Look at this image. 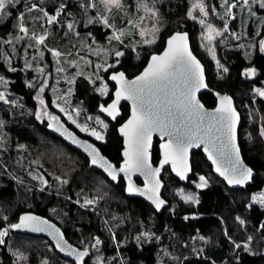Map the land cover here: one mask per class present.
I'll use <instances>...</instances> for the list:
<instances>
[{
	"label": "trees",
	"instance_id": "obj_1",
	"mask_svg": "<svg viewBox=\"0 0 264 264\" xmlns=\"http://www.w3.org/2000/svg\"><path fill=\"white\" fill-rule=\"evenodd\" d=\"M34 1L49 13L54 14L61 5L65 6L64 12L79 13L80 8L77 3L84 0ZM206 1L210 13L211 7L220 11V0ZM193 2V0H172V8L167 4L159 5L164 21L159 39L154 44L146 46L140 58L135 57V51L132 48H122L124 55L119 65L109 70L105 76L109 86L114 90L115 86L108 80L111 71L123 70L129 78L138 75L146 66L149 57L164 49L166 39L172 33L187 31L190 34L193 52L205 66L208 86L211 89L200 95L201 101L206 107L214 108L217 102L215 91L230 94L236 100L242 115L239 131L241 150L245 161L256 172L252 183L246 189L228 188L214 174L202 150H197L193 152V174L190 182L197 179L200 174L211 180L208 187L197 190L199 203L187 205L178 199L171 198L173 188L183 187L193 191L194 188L190 182L187 185L180 183L170 169H167L164 175L166 182L164 195L170 205L162 213H158L143 199L127 197L123 180L116 184L101 171L90 169L88 158L84 154L45 128L46 116L42 121L37 119L35 113L40 108L37 99L39 90L28 86V77L20 59L13 62L10 67L2 59L4 48L1 40L6 39L16 30V18L19 15L15 7H9L11 15L7 18L5 16L3 20L0 19V75L8 81L6 89L17 100V104L8 108L0 102V116L3 118L8 134V149L13 153L15 146L23 144L30 147L29 149L36 156L45 150L47 141H55L68 151L78 154L82 160L80 168H74L71 171L68 184L62 185L58 192L38 191L35 188L28 191L24 187L19 188L5 167L0 166V230L8 223L17 220L22 212L36 211L41 214L52 212L51 215L57 221L74 229V236L82 233L88 245L91 246L94 238H101L104 241L102 250L105 251V256L114 255L115 264H160L165 260L168 264H264V228H261V225H264V207L250 203L251 195L264 189V142L259 137L260 122L249 118L250 112H248L255 106L264 112V100L252 94L253 88L264 86V51L260 50L261 41H264V8L256 7L258 16L262 17L260 23H248L246 40L254 44L251 57H246L244 49L238 46V42L226 44L217 41L221 44L218 47L217 59L220 67L216 68L218 64L208 58L205 51L204 54L201 53L199 37L204 28L199 20L203 17L202 14L198 11L194 12L195 20L187 15ZM209 21L218 25L220 29L225 28L226 22L214 14L210 15ZM237 26V20L229 22L227 34L233 37L237 35ZM80 30L92 33L101 43H106L111 33L109 28H104L101 24H93L85 29L80 27ZM247 67L256 70L255 75L248 80L245 78L246 74H243ZM224 68L228 71L225 72ZM74 87V100L82 102L88 112L100 114L107 121L109 129L105 141L98 142L82 134L73 125H69L83 137L95 142L105 156L119 165L123 161L124 145L118 133V124L121 125L129 117V104H123L122 117L114 123L99 113L101 105L105 106L112 101V93L108 98L101 97L95 86L85 77H79ZM42 99L55 111L51 105L52 97L49 92H44ZM55 112L65 120L60 113ZM159 159V141L156 140L153 149L154 163L157 164ZM14 161L9 162L12 170H14ZM66 167L72 168L69 163ZM99 180L105 183L112 193L108 199L97 204L109 215L111 222L109 226L103 222L96 210L83 207L81 202L77 201L79 197L77 193L82 192L81 188L85 186V183L92 189L95 182L99 183ZM138 182L141 181L138 180ZM4 216L8 219L4 220ZM237 217L240 219L238 220ZM240 220H243L245 224L242 230L239 226ZM145 229L150 238L140 237L137 241L135 239L137 234L140 236ZM9 234L5 243L0 244V264H17L12 248L16 251L29 252L31 264L40 263L41 256L44 254L49 256V264L69 262L55 251L46 238L13 231ZM248 236L254 237L251 252L245 251L243 246L240 248L234 246L233 242L243 245ZM200 237L204 239L201 240ZM13 239L16 240L11 244ZM165 250L169 255H176L178 260L163 256Z\"/></svg>",
	"mask_w": 264,
	"mask_h": 264
},
{
	"label": "snow or ice",
	"instance_id": "obj_2",
	"mask_svg": "<svg viewBox=\"0 0 264 264\" xmlns=\"http://www.w3.org/2000/svg\"><path fill=\"white\" fill-rule=\"evenodd\" d=\"M27 11L31 12L37 9V5L30 3L27 0ZM103 4L106 12H112L113 9H124L125 3L123 0H100ZM245 4L248 0H243ZM259 6L264 8V0H258ZM21 0H0V18L5 15L10 16L11 12H6L8 5L15 7L20 4ZM224 4H228V0H223ZM96 7L95 3L90 5ZM64 5L60 6V10L54 15H49L48 12L43 11V16L47 18L48 24L57 22V18L60 16L64 9ZM129 8H133V5H128ZM236 5H228L226 14L235 18L232 15L231 9ZM143 8L144 12L150 17L155 19V23L151 27L141 25L143 24L144 17H140L137 20L129 19L127 23L131 25V29H117L114 19L113 22H109L108 16H98L96 21L89 20L88 23L99 22L106 28L112 29V35L108 37L109 41H117L121 45L124 44L122 37L138 34L143 44L151 45L156 42L157 34L160 28L157 27L159 23V16L157 11L149 7L143 0H135L134 11H138ZM193 10L198 9L204 16H209V10L204 3V0H197L192 5ZM213 11L215 8L213 7ZM127 15V12L125 13ZM187 15L195 20L196 16L192 11H189ZM255 15V13H253ZM24 13H20L18 16L19 32L23 33V36H17V42L28 36L30 39L35 40L37 45H44L47 38V30L43 35L37 36L33 31L29 35V28L24 23ZM199 23L205 25V19H200ZM68 29H72L73 25L69 23ZM207 34L204 39L211 44L212 40L216 36L223 35V32L219 31L212 26L211 23L206 24ZM133 30H138L135 33ZM224 31H228L225 26ZM11 43V41H7ZM31 47V45H28ZM45 47H47L45 45ZM134 49L136 47L135 42L131 44ZM212 51V49H209ZM261 51H264V41H261ZM53 57L59 58L61 53L55 49H48ZM124 55L123 51H114V56L119 58ZM40 56L43 57V52H40ZM214 56V52H213ZM60 61L57 60V63ZM75 66V61L71 62ZM90 63V61H86ZM119 63V60H116ZM219 66V62L217 61ZM27 67H31V64H27ZM97 72L103 69L104 72H108L109 68H114L115 64H96ZM15 71L16 69H11ZM58 72L63 71L62 68L56 69ZM227 72V68L223 69ZM37 71L43 73L42 68H38ZM256 70L254 68L248 69L246 75H255ZM97 79H102L97 76ZM110 79L116 81L119 88L115 92V100L112 104L104 107L101 105V110L108 113L113 119L118 115V105L121 99H128L132 101V118L120 129L122 135L126 137L127 148L124 151L125 161L123 166L119 169L115 165L107 161L101 154L100 150L94 145H87L85 151L89 152L91 157L90 163L103 169L108 176L113 180H117L120 173H124L128 177L127 191L129 193H140L141 195H147L150 200L153 201L156 208H161L165 201L160 198V188L163 186L158 178L161 168L165 164L171 163L173 170L177 171L182 179L187 178V173L190 172L191 165L188 161L189 149L192 147H199L200 144H205V151L208 153L209 159L216 164V171L223 176L229 184L243 185L249 182L253 177V169L244 165L240 156V145L237 142V126L240 123V114L232 105V98L229 96L220 97V106L215 109L214 112L209 113L204 109V106L200 103L196 97V93L201 88H207L208 85L204 80V69L200 61L196 56L192 54L191 49L188 46L187 33L177 32L171 36L167 41V49L163 55H153L151 57V63H149L147 69L135 80L129 81L124 72H115L110 76ZM8 81L3 76H0V84L7 85ZM32 85H29L31 87ZM47 87V81L44 80L42 86L39 88V92L43 93ZM102 95L107 94V85H103L98 89ZM71 91V90H69ZM257 93L264 97V90L257 89ZM40 104V111L35 113L37 119H41V116H46L50 121L57 122L58 126L56 131L62 130L63 125H59V117L52 115L47 110V104L44 99L37 97ZM0 101L5 104L14 103L10 101L8 96L3 92H0ZM60 108L61 112L69 116L72 123L75 124L76 120L65 111L60 105H56ZM78 114V113H77ZM102 123L101 121H97ZM4 126V121L0 119V127ZM51 126V125H50ZM79 127V125H77ZM107 128V125H104ZM86 130V129H82ZM153 131H159L161 136H169L167 144L163 145L164 154L163 159L160 162V167L152 168L149 163L148 148L151 146V135ZM261 136H264V128H261ZM90 135L94 136L96 140L103 141L104 136L95 130L90 132ZM3 143V137H0V144ZM83 147V145H81ZM24 147L23 145L20 146ZM219 159H218V158ZM223 161V165L220 163ZM141 172L150 181L146 184L144 189L136 188L132 181L131 175L134 172ZM34 179H40L44 184H47V180H44L42 176H34ZM61 184H67V180H61L60 177H56ZM201 183L198 185L200 188H205L208 185V181L204 176L199 177ZM186 202L199 203V200L192 196L187 195L183 197ZM98 198L84 199V205H93L97 202ZM253 200L264 204V194L260 196H254ZM7 220V216L3 217ZM187 219V217H186ZM239 220L240 218L237 217ZM240 224L243 225L244 221L240 220ZM264 228V225H261ZM10 229H29L33 232L49 231L56 240V247L61 251L67 253L69 256H74L80 264H85V257L89 256L88 248L85 247L83 251L73 248L64 239V233L56 228L54 224H50L49 221L41 219L38 216L25 214L19 218V222L10 224L8 227L0 230V244H4V237L8 236ZM227 234V233H225ZM144 237H148V233H143ZM140 240V236L135 238ZM199 239L203 240L204 237ZM229 239H231L229 237ZM254 239L253 236H248L247 241L241 245L240 243H234L236 248L243 246L245 251L251 252L250 243ZM102 241L96 237L91 247L99 250V246ZM20 258H24L22 253H17ZM255 254V253H253ZM98 264H103V258L97 257ZM47 264V261L44 262Z\"/></svg>",
	"mask_w": 264,
	"mask_h": 264
},
{
	"label": "rangeland",
	"instance_id": "obj_3",
	"mask_svg": "<svg viewBox=\"0 0 264 264\" xmlns=\"http://www.w3.org/2000/svg\"><path fill=\"white\" fill-rule=\"evenodd\" d=\"M42 1L44 0H41V2ZM193 1V4L197 2V0ZM123 2L125 3L124 9H113L112 12H106L100 0H84L77 3L78 8H80L79 13L72 11L64 12L63 9L60 16L57 18V22L48 24L47 18L44 17L43 12L39 10L43 9V11L48 12L44 7L35 3L34 0H30V3H34L37 5V9L28 12L27 0H21V3L17 4L15 8L19 14L22 12L24 13V23L25 26L29 28V35L33 31L37 36L43 35L45 33V30H47L48 35L45 40V44L37 45L35 40L30 39L28 36H25L24 39L17 42L16 37L23 36V33L19 32L18 18H16V30L6 39L1 40L4 48L2 59L8 64V67H10L13 62L20 59L23 64V70L28 77L27 84L28 86L32 85L31 88H36L37 90H39L44 80H46L47 87L45 88L44 92L50 93L52 97V108L60 113L69 124L77 128L82 134L90 136L91 138L96 140L94 136L90 135V132L92 130L100 132L104 136V140H96L98 142L105 141V136L108 132L109 125L100 114L88 112L82 102L74 100L75 82L79 77H85L86 79L90 80V82L95 86L97 93L101 97L105 98L110 92V86L105 76L107 72H104L103 69L97 72V69L95 67L96 64H115L114 68H116L123 56L119 58L115 57L114 51H123L122 48H132L131 44L135 42L136 47L132 49L135 51V57L140 58L145 51V47L150 45L143 44L138 34L122 37V39L124 40L123 45H121L117 41L110 42L109 39L106 43H101L97 41L96 37L92 33L81 31L80 27L85 29L93 24H101L99 22L88 23L90 19L96 21V18L98 16H108L110 23H112L113 18H115L114 22L117 29H131V25H129L127 21L129 19L137 20L140 17H144L143 24L141 25L142 27H151L153 23H155V19L146 14L143 8H140L138 11L133 10V8H135V0H123ZM143 2L147 3L149 7L157 11L159 16V23L157 24V27H159L161 31L162 27L164 26V21L162 18L163 12L161 9H159V5L167 4V6L172 8V0H143ZM93 3H95L96 7L90 6ZM204 3L208 8V2L204 0ZM233 3L236 5V7L232 8L231 12L235 18H231L226 14L228 5ZM128 5H133V8H129ZM257 6H259L258 0H248L247 4H245L243 0H228L227 5L223 3V0H220V11L217 9L213 11V8L211 7L212 12L210 13V9L208 8L209 16L204 17L202 15L203 17L200 19H205L207 24L210 22V15L214 14L216 17L218 16L220 19L226 22L225 26L227 27V29L229 22H234V20H237V35H235L234 37L230 36L229 33L227 34V32L224 31V29H220L218 25H214L213 23H211L213 27L223 32V35L216 36L215 39L212 40L211 44H209V42L204 39V36L207 34V28H205L206 24L202 25L204 30L199 37L201 41V53L205 51L207 57L217 63L219 45L222 42L228 44L234 41L239 43L238 46L244 49L246 57L250 58L252 54L251 52L254 51V44L246 40V32L248 23H260V21L262 20V17H259L257 14ZM9 7L12 6L8 5L5 10L6 12H9ZM59 10L60 7L55 10L54 14ZM190 11H192L193 14L196 11L199 12L198 9L193 10L192 7ZM126 12L127 15H125ZM253 13H255V15H253ZM54 14L49 13V15ZM5 16L6 18L8 17V15ZM199 16L200 15H198V17ZM4 17L0 19L3 20ZM69 23L73 25L72 29L67 28V25ZM103 27L106 28L104 25ZM110 31L111 33L109 36L112 35V29H110ZM136 31L138 30H133L134 33ZM160 31L157 34L156 41L159 39ZM258 31L259 29L257 30V32ZM9 40L11 41V43L7 42ZM217 41H220L221 43L218 44ZM28 45H31V47H28ZM45 45L47 47H45ZM210 48L212 49V51L209 50ZM48 49H55L56 51H59L61 53V56L59 58L53 57ZM40 52H43V57L40 56ZM117 59L119 60V63H116ZM57 60H59L60 62L57 63ZM73 61L76 62L75 66H73L71 63ZM86 61H90V63H86ZM26 62L27 64H31V67H27ZM219 67L220 66H217L216 68ZM38 68H42L43 73L37 71ZM57 68H62L63 71L58 72L56 70ZM114 68H109V70H112ZM97 76L101 77L102 79H97ZM105 84L107 85V94L102 95L98 89ZM7 87L8 83L6 86L0 84V92H3L6 96H8L9 100L14 101V103L5 104L2 101L0 102L4 107L6 106L8 108L17 104V100L7 91ZM257 89L264 90V86L255 87L252 90V94L254 95V97L264 100V97H261L257 93ZM44 92L40 93L38 91V97L43 98ZM57 104L60 105V107L64 108L65 111L68 112V114L72 117V119L76 120L75 124L72 123V120L69 119L68 115H65L64 112L60 111V108L56 107ZM39 111L40 108L38 112ZM248 112H250L249 118L257 119L260 122L259 137L262 142H264V136H261L260 134L261 128H264V112H262L258 106H255L254 108L251 107ZM44 118L45 116H41V119L38 120L42 121ZM0 119L3 120L1 116ZM97 121H101L102 123H98ZM77 125H79V127ZM104 125H107V128H104ZM5 126L6 125L4 123V126L0 127V137H3V143L0 144V166L5 167V170H7V172L14 178V181L17 183L19 188L24 187L25 189H28V191L35 188L38 191L54 190L58 192L60 190V187L66 184H61L60 181L56 179V177H60L61 180L69 181L71 179V171H73L74 168H80V161L82 160L80 156L78 154L72 153L71 151H68L63 146L57 144L55 141H47L45 150L36 156L34 155V152L29 149L30 147L23 144L15 146L13 148V153H11L10 151L12 150H9L7 145L8 134L6 133ZM21 145H23L24 147L21 148ZM11 160H15L13 163L14 170H12L11 166L9 165V162ZM68 163L72 168L67 169L66 166ZM34 176H42L44 180H47V184H44L40 179H34ZM200 176H204L207 179L208 187L211 183L210 178L200 174L197 179L190 182L191 186L194 188V191L186 190L183 187L173 188V194L171 195V198H173V200L178 199L182 203L187 205H196L197 203L186 202L183 197L192 195L198 199L197 190L203 189L198 187V185L201 183L199 179ZM81 190L82 192L77 193V195L79 196L77 201L81 202L80 204H82L83 207L96 210V212L101 215L103 222L106 223L107 226H109L111 223L109 215L103 210L102 207L97 205L99 202L105 201L112 195V193L108 189V186H106L105 183L99 180V183L95 182V185L92 187V189L88 184L85 183V186H83ZM262 194H264V189L259 192L253 193L251 195L250 203L264 207V204L253 200L254 196H260ZM85 198L98 199L95 204L85 206ZM10 224L12 223H8L6 227H8ZM239 226L240 230H242L245 224ZM143 233H148L146 229L142 231L140 235V237L146 238L143 236ZM9 236L10 234L4 237V240L8 239ZM147 238H150V235ZM15 240L16 239H13L11 244ZM253 242L254 240L251 241L250 247L252 246ZM192 244L194 245V240ZM101 246L102 244L99 246L98 251L97 249L93 248V250L95 251V255L91 259V264H98L97 257L103 258V264H115V260L113 257L114 255L107 257L100 254ZM12 250L17 260V264H31L29 252L16 251L13 248ZM17 253H22L24 258H20ZM163 256H169L172 260H178L176 255H169L168 251L166 252V250L163 251ZM41 258L42 260L38 264H44L45 261H47V264H49L50 260L48 255L44 254L41 256ZM65 264L70 263L66 262ZM160 264H168V262L165 260L161 261Z\"/></svg>",
	"mask_w": 264,
	"mask_h": 264
},
{
	"label": "water",
	"instance_id": "obj_4",
	"mask_svg": "<svg viewBox=\"0 0 264 264\" xmlns=\"http://www.w3.org/2000/svg\"><path fill=\"white\" fill-rule=\"evenodd\" d=\"M177 32H180V33H187L188 35V46L189 48L191 49L192 51V54L194 56H196L197 60L200 61L201 65L203 66V69H204V80H205V83L208 85V81H207V76H206V69H205V66L203 64V62L197 57V55L193 52L192 50V45H191V38H190V34L187 32V31H177ZM177 32H174L172 33L167 39H166V42H165V46H164V49L160 52V53H155V54H152L150 57H149V60L146 64V66L144 67V69L136 76L132 77V78H129L126 73L123 71V70H119V71H113L109 74V77H108V80L110 83H112L114 86H115V90L113 92V99L110 103H108L107 105H105L104 107H107L108 105L112 104L113 101L115 100V92L116 90L119 88V85L117 84L116 81H113L110 79V76L115 73V72H124L125 74V77L131 81V80H135L136 77L140 76L144 71L145 69H147L149 63H151V57L153 55H163L164 51H166L167 49V41L168 39L173 36L175 33ZM211 89L210 87L208 86L207 88H201L197 93H196V97L197 99H199L200 103L204 106V109L207 110L209 113H212L215 111L216 108H218L220 106V97L221 96H229L232 98V105L233 107L236 109V111L240 114V123L239 125L237 126V142L238 144L240 145V140H239V131H240V127H241V124H242V115L240 113V111L237 109L236 107V102H235V99L232 95L230 94H227V93H221V92H218V91H215V96L217 98V104L214 108H208L205 106V104L201 101V98H200V95L203 94V93H206V92H209ZM125 103H128L130 105V115L129 117L121 124L119 125L118 127V133L120 135V137L123 139V145H124V148L122 150V158H123V161L120 163V165H116L114 162H112L107 156H105L103 154V152L101 151V149L99 148V146L93 142L92 140L86 138V137H83L81 134H79L75 129H73L69 123L64 120L63 118H61V116L59 114H55V116L59 117V125H63V128L61 131L57 132L55 129L56 127L58 126L57 122H53V121H50L48 118H47V122H48V129L50 131L51 134H53L54 136L62 139L64 142H66L69 146L75 148L76 150L80 151L82 154H84L88 160H89V168L90 169H97L99 171H101L103 174H105L112 182H118L121 178L124 179L125 181V193L127 195V197H130V198H140V199H143L144 201H146L151 207H153L158 213H162L167 207H169L170 203H169V200L165 197L164 195V191H165V188H166V182L164 180V175H165V171L167 169H170V171L172 172V174L178 179V181L182 184H185L187 185L189 182H190V177L191 175L193 174V152L197 151V150H202L203 154L205 155L209 165L212 167V170L214 172V174L219 177L227 186L228 188L230 189H246L248 185H250L253 181V178L255 177L256 175V172L255 170L245 161L244 157H243V153H242V150H241V146H240V156L243 160V163L244 165H246L247 167H251L253 169V177L252 179L243 184V185H236V184H229L227 182V180L221 176L217 171H216V164L213 163V161L211 159H209L208 157V153L205 151V144H200L199 147H192L189 149V153H188V161H189V164L191 165V171L187 173V178L186 179H182L179 175H177V171H174L173 170V167H172V164L171 163H168V164H165L163 168H161L160 170V173H159V176L158 178L160 179V182L161 184L163 185L161 188H160V198L163 199L165 201L164 205L157 209L155 204L153 203L152 200H150L148 198L147 195H141L140 193L136 192V193H129L127 191V186H128V177L125 176L124 173H120L117 180L113 181L109 176L108 174L103 170V169H100L98 166H95V165H92L90 163V155H89V152L88 151H85V148L87 147V145L91 144V145H94L96 148H98L100 150V154L107 160L109 161L111 164L115 165L117 169H119L121 166H123L124 164V161H125V157H124V151L126 150L127 148V143H126V137L124 135L121 134L120 132V129L128 122L129 119L132 118V101L131 100H128V99H121L120 100V103L118 105V109H119V112H118V115L116 116L115 119H113L111 116L108 115V113L106 112H103L101 110V107L99 108V113H101L105 118L111 120V121H116L118 120L119 118L122 117V112H121V107L123 106V104ZM51 125V126H50ZM156 139L159 140V150H160V159L158 161L157 164L154 163L153 161V149H154V146H155V141ZM169 141V136L165 135V136H161V133L159 131H153L152 132V135H151V146L148 148V152H149V163L151 164V167L152 168H158L160 167V162L161 160L163 159V154H164V148H163V145L167 144ZM83 145V147L81 146ZM218 158V157H217ZM219 159V158H218ZM220 163L223 165V161H220ZM137 180H141L142 181V184H139L137 182ZM131 181L133 183V185L136 187V188H139V189H144L146 184L150 183V181L145 177V175H143L141 172L137 171V172H134L132 173L131 175ZM25 214H31V215H35V216H38L40 217L41 219H44V220H47L49 221L50 224H54L56 226V228H59L61 232L64 233V231L62 230V228L57 224L55 223L53 220L47 218V217H44V216H41V215H38L34 212H31V211H27V212H23L19 218L22 216V215H25ZM19 222V220H18ZM16 222V223H18ZM12 231L16 232V233H21V234H28V235H33V236H40V237H45V238H48L50 240V242L52 243V245L54 246V248L56 249L57 253L59 255H61L63 258H66V259H69V260H72L73 262H75V264H80L79 261L76 260V258L74 256H69L67 255V253L65 252H61L57 247H56V240L55 238L50 235L49 231H44V232H33L29 229H11ZM64 239L68 242L69 245H71L73 248L75 249H78V250H81L83 251V249L77 247L76 245H74L73 243H71L65 236V233H64ZM89 251V250H88ZM89 255H90V251H89ZM89 257V256H88ZM88 257H85V261Z\"/></svg>",
	"mask_w": 264,
	"mask_h": 264
},
{
	"label": "flooded vegetation",
	"instance_id": "obj_5",
	"mask_svg": "<svg viewBox=\"0 0 264 264\" xmlns=\"http://www.w3.org/2000/svg\"><path fill=\"white\" fill-rule=\"evenodd\" d=\"M263 41V40H262ZM248 69H251L250 67L248 68L247 67V69H246V71L248 70ZM117 71V70H116ZM246 71H244L243 72V74L245 75V73H246ZM111 72H113V71H111ZM247 80L248 79H250L251 78V76H249V75H246V77H245ZM114 90H115V87H114ZM114 90L112 89V87L110 86V92H109V94L105 97V98H108L109 97V95L112 93V95H113V92H114ZM235 99V98H234ZM216 100H217V98H216ZM235 102H236V100H235ZM128 104V103H127ZM216 104H217V102H216ZM107 105V104H106ZM130 106V105H129ZM236 107H237V103H236ZM237 109H238V107H237ZM47 110L52 114V115H55V114H57L55 111H53L51 108H49V107H47ZM239 110V109H238ZM120 119V118H119ZM111 121V120H110ZM111 122H118V120H116V121H111ZM45 126V128L49 131V129H48V122H47V117H46V124L44 125ZM118 126H119V124H118ZM50 132V131H49ZM156 140H158V139H156ZM159 141V140H158ZM156 142V141H155ZM88 164H89V160H88ZM120 165V164H119ZM118 165V166H119ZM95 169V168H94ZM122 180H123V182L125 183V181H124V179L123 178H121L118 182H114V183H121L122 182ZM141 181V180H140ZM137 182H138V180H137ZM139 184H142V181L141 182H138ZM124 190H125V186H124ZM25 212H27V211H25ZM31 212H34V213H36V214H38V215H41V216H44V217H47V218H49V219H51V220H53L55 223H57L61 228H62V230L64 231V233H65V236H66V238L71 242V243H73L74 245H76L77 247H79V248H81V249H83L84 250V248L85 247H87L88 248V250L90 251V255H89V257L86 259V261H85V264H91V259H92V257L95 255V251L93 250V248L90 246V245H88L87 243H86V240H85V238H84V236L82 235V233H78L76 236H74V234H73V231H74V229L73 228H70V227H67L63 222H60V221H57L52 215H51V213L52 212H47L46 214H41V213H39V212H36V211H31ZM23 213V212H22ZM21 213V214H22ZM20 214V215H21ZM19 215V216H20ZM19 216H18V218H17V220H15L12 224H15L16 222H18V220H19ZM78 229V228H77ZM10 231H12L11 229L9 230V232ZM78 231V230H77ZM14 232V231H13ZM16 233V232H15ZM19 234H21V233H19ZM28 235V234H27ZM33 236V235H32ZM36 237H38V236H36ZM40 237V236H39ZM43 238H45V237H43ZM47 240H49L48 238H46ZM100 240L102 241V246H101V250H100V254L101 255H104L105 256V251H103L102 249L104 248V241L100 238ZM50 241V240H49ZM52 244V243H51ZM54 247V246H53ZM55 249V248H54ZM92 250V251H91ZM55 251H56V249H55ZM57 252V251H56ZM61 256V255H60ZM64 259H66V258H64ZM66 260H68L69 262H71L72 264H75V262H73L72 260H69V259H66ZM70 263V264H71Z\"/></svg>",
	"mask_w": 264,
	"mask_h": 264
},
{
	"label": "bare ground",
	"instance_id": "obj_6",
	"mask_svg": "<svg viewBox=\"0 0 264 264\" xmlns=\"http://www.w3.org/2000/svg\"><path fill=\"white\" fill-rule=\"evenodd\" d=\"M92 251V250H91Z\"/></svg>",
	"mask_w": 264,
	"mask_h": 264
}]
</instances>
